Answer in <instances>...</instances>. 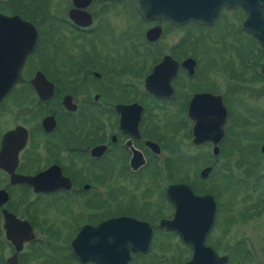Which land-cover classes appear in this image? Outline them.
<instances>
[{
	"label": "flooded vegetation",
	"instance_id": "obj_1",
	"mask_svg": "<svg viewBox=\"0 0 264 264\" xmlns=\"http://www.w3.org/2000/svg\"><path fill=\"white\" fill-rule=\"evenodd\" d=\"M28 1L0 0V15L17 16L36 32L18 80L0 99V264H118L113 235L135 222L149 226L148 245L128 249L125 264H168L166 247L152 253L158 233L177 238L188 257L171 263L184 264L192 249L159 225L175 212L166 195L169 185H185L195 196L211 197L214 218L203 243L230 264V255L218 254L210 243L214 226L225 236L231 224L264 211L262 202L247 195L246 183L235 210L234 200H219L221 190L210 181L218 171L230 173L227 159L235 153L231 142L251 143L244 144L251 149L248 153L244 146L239 151L242 163L257 157L244 171L245 178L256 174L257 162H264V141L258 150L252 147L257 135L229 134L232 120L264 123L261 108L239 98L245 69L250 81H264V55L242 28L246 9L219 5L210 24L179 23L177 17L144 18L136 0H129L145 24L142 42L135 44L115 40L110 33L99 38L105 24H114L97 14L120 9L124 0H66L63 7L50 2L47 11L40 1ZM181 3L164 0V9L177 15ZM229 15H235L234 26ZM153 28L159 34L151 41L145 33ZM230 30L255 43L254 64L236 38L227 37ZM6 36L0 30V53L6 51ZM207 49L213 56L199 69L198 53ZM186 60L192 62L183 64ZM163 61L174 73L165 82L169 91L164 88V95H156L145 88V79ZM217 70L229 81L224 92L215 86L212 72ZM221 108L222 136L215 141ZM179 173L186 174L173 179ZM204 182L209 187H196ZM204 203L185 206L181 216L208 213L210 201ZM120 218L122 223H115ZM106 222L112 225L104 229ZM142 225L133 232L140 238L146 232Z\"/></svg>",
	"mask_w": 264,
	"mask_h": 264
},
{
	"label": "water",
	"instance_id": "obj_2",
	"mask_svg": "<svg viewBox=\"0 0 264 264\" xmlns=\"http://www.w3.org/2000/svg\"><path fill=\"white\" fill-rule=\"evenodd\" d=\"M219 5L227 8L240 6L246 9V18L242 23V28L254 37L264 55V0H220L219 4L218 0H182V3L179 4L182 8H179L177 15L174 12L168 13L164 9V0H136V8L144 18L154 19L167 16L169 17L168 19L172 18L171 21H174L173 19L177 17L179 23L195 21L210 24L218 11ZM2 29L6 31L7 36L5 43L6 51L0 53V99L18 80L19 68L36 39V32L33 26L17 16L0 15V30ZM158 34V29L153 28L145 33V37L153 41L157 39ZM4 42L5 39L3 38ZM189 62L191 63L192 61L186 60L183 64ZM168 64L164 61L157 64L151 74L147 76L145 79V88L148 91L156 95L165 94L163 89L168 88L165 82L174 73V67L170 68ZM260 74L264 77V62L261 66ZM218 113L222 116L218 121L217 127L216 125L214 126V130L215 128L217 130L215 132V141L222 136L224 109L221 108ZM194 135H196L195 131ZM201 137L205 139V136ZM196 141L195 143H197ZM260 152L264 154V144L261 145ZM207 171L206 169L202 173L205 174ZM166 195L172 202L175 212L171 220L161 221L159 225L160 227L174 231L180 240L192 249L190 260L184 264H225L227 262L226 256H217L203 243L205 234L209 230L214 218V206L211 197L195 196L185 185H169L166 188ZM205 201H210L208 213H195V215L194 213H189L187 217L189 219H185L184 213L183 217L181 216V210L185 206H202V204L205 205ZM122 221L123 219L120 218L115 220V223H122ZM142 224L135 222L133 226H129L125 231L120 227L119 232L113 235L112 246L116 249L113 248L118 252L117 255L120 257L118 264H125L128 258V249L136 251L148 245L150 235L149 226L147 224L143 226ZM111 225L112 222H106L102 226L105 229ZM121 225L119 224V226ZM138 225L146 228L145 235L142 238L137 234H133L135 229L138 228Z\"/></svg>",
	"mask_w": 264,
	"mask_h": 264
},
{
	"label": "rangeland",
	"instance_id": "obj_3",
	"mask_svg": "<svg viewBox=\"0 0 264 264\" xmlns=\"http://www.w3.org/2000/svg\"><path fill=\"white\" fill-rule=\"evenodd\" d=\"M25 1L26 3H31L28 0ZM35 1H40L38 3L46 11L51 10V5L49 4L50 2L54 4H59L62 7L65 6L67 3L66 0ZM121 5L122 7L120 9H113L111 12L107 13V15L101 16L97 14V19L100 17H102L103 19L106 18L109 23L114 24L118 27L117 28L114 25L111 26L109 24H105L100 31L101 35L99 36V38L104 39L108 35V33H110L111 37L115 40L126 39V41L128 42L133 41L135 44H141V32L145 28L144 22L141 20V17L134 11L133 5L129 0H124ZM5 7L8 10L7 6ZM228 17L229 21L233 24V19H235V15H229ZM232 26H234V24ZM190 31L195 33V30L193 28H191ZM185 32L186 29H183L181 33L184 34ZM227 33H229V36H227L229 39L236 38L235 40L237 41V43L240 44L242 48L246 50L245 54L248 55L246 57L247 61L251 64H254L255 54L253 47L255 43L243 33L234 32L232 30H230V32L227 31ZM244 44H246V47L244 46ZM198 55V59H201L199 69L204 66V63L208 58L213 56L212 52H210L209 49H207V51H201L200 53H198ZM224 58L226 59V56H224ZM142 69L140 70V75H144ZM245 71L247 72V74L246 72H244V79H246L242 82V84L239 85L243 88V92L239 95V98L243 101L244 99L248 100V102H251L252 104L256 105L258 109L261 108L262 111H260V114L264 117V104L262 105V103H264V81H250L248 77L249 68L245 69ZM212 74L213 79L215 81V86L221 92H224L225 87L229 84V81L226 79L225 74L218 70L212 72ZM232 123L234 125L230 124L231 126L229 134L231 135L232 131H235L237 137H241L244 134L250 135L249 137H254L257 135L259 139H257L252 144V147L258 150L259 145L262 143V141H264V123L263 125H261L260 123L258 125H255L257 123H252L251 125H249L250 120H244L243 118H241L240 120H232ZM261 131L263 138L261 137ZM244 144H248V146H251V143L249 141L246 143L242 142L240 144L239 142H231V145L235 146L231 148L232 151H234L235 153H233L227 159V165L230 169V173H223L221 171L222 174H218V171V173H215L213 176H211L212 180L210 179V181H213V186L221 190L219 191V200H221L222 202H225L227 200H234V204L237 205L235 210L240 209L239 200L240 198L244 197L242 196L241 191V187L244 183L247 184V195L252 197L253 199L262 202L264 207V190H262V188H264V162H257L256 174H253V176L251 177L245 178L246 175L244 171L249 170L250 167H253L252 164H255L253 160H257V157L253 156L252 158L247 159V161L249 160L248 165L242 163V157L239 151L241 150V147L244 146ZM250 150L251 149L247 148V145L244 146V153H248V151ZM219 162L222 163L223 161L219 160ZM220 163L217 164V169L221 168L222 164ZM183 174L179 173L177 176L175 175L173 179L181 177ZM226 174L230 176L229 179L225 177ZM188 175L191 176L192 171H190ZM243 179H245V181ZM163 182L168 183L167 179H165V181L163 180ZM208 184V182H204V184L199 183V186L196 187L206 189L207 187H209ZM253 187H256L255 191L251 190V188ZM233 190H236V192L234 193ZM221 230L222 228H220L219 225L214 226L210 243H212V245L217 248L218 254L230 255V264H264V211L252 219H247L246 222L243 221L242 223L236 222L234 224H231L227 229L225 236L223 235V232H221ZM151 244L153 247L152 253L155 254H159V250L157 247H166V258L168 259V264H172V261H183L188 257L187 251L182 250V247H180L179 241L177 240V238H175V236L169 234L163 236L158 233L155 234V236L153 237ZM243 247H245L246 252L243 251Z\"/></svg>",
	"mask_w": 264,
	"mask_h": 264
}]
</instances>
